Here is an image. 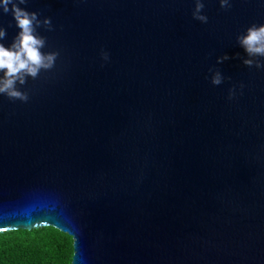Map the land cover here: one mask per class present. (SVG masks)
Returning <instances> with one entry per match:
<instances>
[{
	"label": "water",
	"instance_id": "obj_1",
	"mask_svg": "<svg viewBox=\"0 0 264 264\" xmlns=\"http://www.w3.org/2000/svg\"><path fill=\"white\" fill-rule=\"evenodd\" d=\"M204 3L206 24L194 0L21 5L59 56L0 96V234L53 227L72 264H264V69L236 42L264 0Z\"/></svg>",
	"mask_w": 264,
	"mask_h": 264
},
{
	"label": "clouds",
	"instance_id": "obj_2",
	"mask_svg": "<svg viewBox=\"0 0 264 264\" xmlns=\"http://www.w3.org/2000/svg\"><path fill=\"white\" fill-rule=\"evenodd\" d=\"M222 9H229L233 0H218ZM28 0H0V12L11 14L16 35L9 44H5L7 29L0 25V96L10 100L27 102L29 94L21 90L28 78L36 79L41 71H48L55 67L58 51H44L46 38L37 31L41 26L51 31L53 28L51 17L39 18L35 11H29L21 5H26ZM204 0H194L192 16L201 23L208 22V16L203 13ZM237 44L244 50L245 56L241 57L242 63L248 67L253 65L257 69H264V23H253L242 33L236 36ZM104 61L110 59L109 53L102 50L100 53ZM230 59L225 53L216 57V63L221 64ZM210 80L213 85L219 86L225 76L218 68H209ZM243 84L240 85L242 89ZM236 95L235 86L229 89L228 98Z\"/></svg>",
	"mask_w": 264,
	"mask_h": 264
},
{
	"label": "trees",
	"instance_id": "obj_3",
	"mask_svg": "<svg viewBox=\"0 0 264 264\" xmlns=\"http://www.w3.org/2000/svg\"><path fill=\"white\" fill-rule=\"evenodd\" d=\"M73 238L53 227L0 234V264H72Z\"/></svg>",
	"mask_w": 264,
	"mask_h": 264
}]
</instances>
